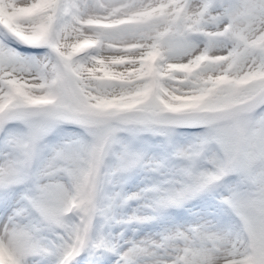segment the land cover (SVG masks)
Listing matches in <instances>:
<instances>
[{"label": "snow or ice", "instance_id": "obj_1", "mask_svg": "<svg viewBox=\"0 0 264 264\" xmlns=\"http://www.w3.org/2000/svg\"><path fill=\"white\" fill-rule=\"evenodd\" d=\"M0 264H264V0H0Z\"/></svg>", "mask_w": 264, "mask_h": 264}]
</instances>
